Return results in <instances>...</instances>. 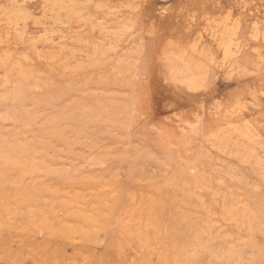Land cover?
I'll return each instance as SVG.
<instances>
[{
  "label": "rangeland",
  "instance_id": "rangeland-1",
  "mask_svg": "<svg viewBox=\"0 0 264 264\" xmlns=\"http://www.w3.org/2000/svg\"><path fill=\"white\" fill-rule=\"evenodd\" d=\"M0 264H264V0H0Z\"/></svg>",
  "mask_w": 264,
  "mask_h": 264
}]
</instances>
